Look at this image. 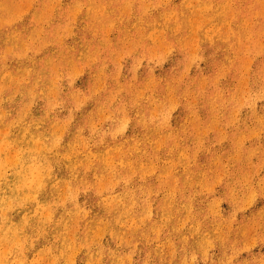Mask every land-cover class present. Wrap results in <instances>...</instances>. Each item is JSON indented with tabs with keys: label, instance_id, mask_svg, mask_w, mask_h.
<instances>
[{
	"label": "rangeland",
	"instance_id": "1",
	"mask_svg": "<svg viewBox=\"0 0 264 264\" xmlns=\"http://www.w3.org/2000/svg\"><path fill=\"white\" fill-rule=\"evenodd\" d=\"M39 1L0 0V264H264V0Z\"/></svg>",
	"mask_w": 264,
	"mask_h": 264
},
{
	"label": "bare ground",
	"instance_id": "2",
	"mask_svg": "<svg viewBox=\"0 0 264 264\" xmlns=\"http://www.w3.org/2000/svg\"><path fill=\"white\" fill-rule=\"evenodd\" d=\"M11 1H12V0H11ZM21 1H22V0H21ZM23 1H24V0H23ZM38 1H39V0H38ZM39 2H40V1H39ZM15 3H16V2H15ZM15 3H14V5H15ZM21 3H22V2H21ZM29 3H30V2H29ZM0 4H2V3H0ZM85 4H86V3H85ZM123 4H124V3H123ZM3 5H4V4H3ZM88 5H89V4H88ZM98 5H99V4H98ZM26 6H27V5H26ZM100 6H101V4H100ZM121 6H122V5H121ZM209 6H210V5H209ZM47 7H48V6H47ZM94 7H95V6H94ZM103 7H104V6H103ZM114 7H115V6H114ZM119 7H120V6H119ZM207 7H208V6H207ZM4 8H6V7H4ZM7 8L10 9L9 6H8ZM15 8H16V7H15ZM18 8L20 9V8H22V7H18ZM23 8H24V7H23ZM31 8H32V7H31ZM100 8H101V7H100ZM126 8H127V7H126ZM0 9H1V8H0ZM16 9H17V8H16ZM87 9H89V8H87ZM97 9H98V8H97ZM97 9H96V11H97ZM102 9H103V8H102ZM1 10H3V9H1ZM1 10H0V11H1ZM6 10H7V9H6ZM17 10H18V9H17ZM90 10H91V9H90ZM107 10H108V9H107ZM111 10H112V9H111ZM23 11H24V10H23ZM93 11H94V10H93ZM125 11H126V10H125ZM1 12H2V11H1ZM5 12H6V11H5ZM5 12H4V13H5ZM14 12H15V11H14ZM90 12H91V11H90ZM101 12H102V11H101ZM101 12H100V14H101ZM104 12H105V11H104ZM118 12H120V9H119ZM121 12H122V11H121ZM121 12H120V14H121ZM123 12H124V11H123ZM128 12H129V11H128ZM130 12H131V11H130ZM8 13H9V12H8ZM10 13H11V12H10ZM16 13H17V11H16ZM35 13H36V12H35ZM88 13H89V12H88ZM91 13H92V12H91ZM96 13H97V12H96ZM98 13H99V12H98ZM98 13H97V15H98ZM12 14H13V12H12ZM31 15H32V14H31ZM36 15H37V14H36ZM34 16H35V15H34ZM107 16H108V14H107ZM45 17H46V14H45ZM101 17H102V16H101ZM104 17H105V16H104ZM128 17H129V16H128ZM34 18H35V17H34ZM38 18H40V17H38ZM46 18H47V17H46ZM46 18H45L44 20H46ZM8 19H9V18H8ZM99 19H102V18H99ZM99 19H98V20H99ZM107 19H109V18H107ZM160 19H162V18H160ZM160 19H159V20H160ZM36 20H37V18H36ZM94 20H96V19H94ZM98 20H97V21H98ZM110 20H111V19H110ZM42 21H43V20H42ZM58 21H59V20H58ZM141 21H142V20H141ZM164 21H165V20H164ZM164 21H163V22H164ZM168 21H169V20H168ZM246 21H247V20H246ZM105 22H106V20H105ZM109 22H110V21H109ZM166 22H167V21H166ZM0 23H1V22H0ZM103 23H104V22H103ZM164 23H165V22H164ZM164 23H162V24H164ZM62 24H63V23H62ZM109 24H111V23H109ZM158 24H159V23H158ZM166 24H167V23H166ZM166 24H165V25H166ZM99 25H100V24H99ZM41 26H42V25H41ZM103 27H104V26H103ZM156 27H157V25H156ZM167 27H168V26H167ZM176 27L178 28V26H176ZM176 27H174V28H176ZM174 28H173V29H174ZM126 29H127V27H126ZM166 29H167V31H168V28H166ZM173 29H172V30H173ZM156 30H157V29H156ZM156 30H155V31H156ZM163 30H164V28H163ZM163 30H162V31H163ZM174 30H176V29H174ZM41 31H42V30H41ZM159 31L162 32L161 30H159ZM165 31H166V30H165ZM163 32H164V31H163ZM41 33H42V32H41ZM135 33H136V32H135ZM154 33H155V32H154ZM56 34H57V33H56ZM156 34H157V33H156ZM5 35H6V34H5ZM151 35H154V34L152 33ZM157 35H158V34H157ZM159 35H160V34H159ZM14 36H15V35H14ZM149 36H150V34H149ZM155 36H156V35H155ZM161 36H162V35H161ZM161 36H160V37H161ZM33 37H34V36H33ZM38 37H39V36H38ZM152 37H153V36H152ZM152 37H150V39H153V38H154V37H153V38H152ZM14 38H15V37H14ZM28 38H29V36H28ZM30 38H31V37H30ZM104 38H105V37H104ZM157 38H158V37H157ZM25 39H26V38H25ZM31 40H32V39H31ZM156 40H158V39H156ZM19 41H20V40H19ZM103 41H104V40H103ZM160 41H161V40H160ZM10 42H12V41H10ZM104 42H105V41H104ZM157 42H158V41H157ZM61 43H62V42H61ZM108 43H109V42H108ZM159 43H160V42H159ZM161 43H162V42H161ZM10 44H11V43H10ZM93 44H94V43H93ZM110 45H111V44H110ZM152 45H153V44H152ZM24 46H25V44H24ZM36 46H37V45H36ZM44 46H45V45H44ZM44 46H43V47H44ZM61 46H62V45H61ZM89 46H90V45H89ZM102 46H103V45H102ZM25 48H26V47H25ZM23 49H24V47H23ZM26 49H27V48H26ZM87 49H88V48H87ZM21 50H22V49H21ZM24 50H25V49H24ZM87 51H88V50H87ZM60 52H61V51H60ZM62 52H63V51H62ZM95 52H96V51H95ZM8 54H9V53H8ZM84 54H85V53H84ZM77 55H79V53H78ZM89 55H90V54H89ZM43 56H44V55H43ZM85 56H86V55H85ZM83 57H84V56H83ZM20 58H21V57H20ZM90 58H91V57H90ZM90 58H89V59H90ZM77 59H78V58H77ZM94 59H96V58H94ZM117 59H118V58H117ZM112 60H113V59H112ZM48 61H49V60H48ZM48 61H47V62H48ZM50 64H51V63H50ZM50 64H49V65H50ZM70 65H71V64H70ZM112 66H113V65H112ZM68 67H70V66H68ZM70 68H71V67H70ZM107 71H108V70H107ZM7 73H8V72H7ZM28 73H29V72H28ZM24 74H25V73H24ZM56 74H57V73H56ZM7 75H8V74H7ZM7 75H6V77L9 76V75H8V76H7ZM25 75H26V74H25ZM25 75H24V76H25ZM99 75H100V74H99ZM19 76H20V75H19ZM53 77H54V76H53ZM8 78H9V77H8ZM11 78H12V77H11ZM23 78H24V77H23ZM9 79H10V78H9ZM12 79H14V78H12ZM0 80H1V79H0ZM21 80H22V79H21ZM12 81H13V80H12ZM22 81H23V80H22ZM103 81H104V80H103ZM105 81H106V80H105ZM6 82H7V81H6ZM8 82H10V81H8ZM12 83H13V82H12ZM19 84H20V83H19ZM32 84H33V83H32ZM3 85H4V84H3ZM120 87H121V86H120ZM57 88H58V87H57ZM29 89H30V88H29ZM169 90H170V89H169ZM1 92H2V91H1ZM167 92H168V91H167ZM132 95H133V94H132ZM53 96H54V95H53ZM110 96H111V95H110ZM114 96H115V95H114ZM135 96H136V95H135ZM70 97H71V96H70ZM72 97H73V96H72ZM111 97H112V96H111ZM126 97H127V96H126ZM114 98H115V97H114ZM9 102H10V101H9ZM103 103H104V102H103ZM131 104H132V103H131ZM84 105H85V104H84ZM79 106H80V105H79ZM152 106H153V105H152ZM48 107H49V106H48ZM52 108H53V107H52ZM154 108H155V107H154ZM160 108H161V106H160ZM155 109H156V108H155ZM122 110H123V109H122ZM52 111H53V110H52ZM123 111H124V110H123ZM120 112H122V111H120ZM26 113H27V112H26ZM158 113H159V112H158ZM2 114H3V112H2ZM155 114H156V112H155ZM155 114H154V115H155ZM3 115H4V114H3ZM20 115H21V113H20ZM156 116H157V115H155V117H156ZM2 117H3V116H2ZM19 117H20V116H19ZM106 117H107V116H106ZM122 117H123V116H122ZM122 117H121V118H122ZM88 118H89V117H88ZM157 118H158V117H157ZM165 119H166V118H165ZM2 120H3V119H2ZM70 120H71V119H70ZM140 120H141V119H140ZM36 121H37V120H36ZM100 121H101V120H100ZM165 121H166V120H165ZM37 122H38V121H37ZM68 122H69V121H68ZM97 122H98V121H97ZM125 122H126V121H125ZM140 123H141V122H140ZM140 123H139V124H140ZM55 124H56V123H55ZM162 124H163V123H162ZM6 125H7V124H5V126H6ZM52 125H54V124H52ZM166 125H167V124H166ZM120 127H121V126H120ZM7 128H8V127H7ZM57 128H58V127H57ZM67 128H68V127H67ZM122 128H123V125H122ZM26 129H27V128H26ZM157 129H158V128H157ZM5 130H6V129H5ZM7 130H8V129H7ZM24 130H25V129H24ZM120 130H122V129L120 128ZM1 131H2V130H1ZM26 131H27V130H26ZM54 131H55V130H54ZM3 132H5V131H3ZM3 132H1V133H3ZM6 132H7V131H6ZM61 132H62V131H61ZM77 132H78V131H77ZM77 132H76V134H78ZM119 132H120V131H119ZM7 133H8V132H7ZM7 133H5V134H7ZM24 133H25V132H24ZM111 133H112V132H111ZM3 134H4V133H3ZM3 134H2V135H3ZM7 135H8V134H7ZM21 135H22V134H21ZM78 135H80V134H78ZM175 135H176V134H175ZM4 136H5V135H4ZM23 136H24V135H23ZM23 136H22V137H23ZM30 136H31V135H30ZM38 136H40V135H37V138H36L37 140H39V139H38ZM74 136H75V135H74ZM2 137H3V136H2ZM20 137H21V136H20ZM58 137H59V136H58ZM58 137L56 136V139H58ZM76 137H77V135H76ZM0 138H1V137H0ZM23 138H25V136H24ZM23 138H22V139H23ZM112 138H113V137H112ZM36 139H35L34 142L37 143V145H38L39 143L37 142ZM74 139H75V138H74ZM76 139H77V138H76ZM85 139H86V138H85ZM137 139H138V138H137ZM162 139H163V138H162ZM179 139H180V138H179ZM20 140H21V139H20ZM20 140H19V141H20ZM31 140H32V139H31ZM31 140H30V141H31ZM54 140H55V139H54ZM80 140H81V139H80ZM100 140H101V139H100ZM158 140H159V139H158ZM165 140H166V139H165ZM168 140H169V139H168ZM175 140H176V139H175ZM19 141H18V143H20ZM41 141H42V140H41ZM74 141L77 142V140H74ZM166 141H167V140H166ZM9 142H10V141H9ZM54 142H55V141H54ZM56 142H57V140H56ZM58 142H59V141H58ZM103 142H104V141H103ZM0 143H1V142H0ZM2 143H3V142H2ZM26 143H27V141H26ZM31 143H32V141H31ZM41 143H42V142H41ZM41 143H40V144H41ZM145 143H146V142H145ZM4 144H5V145H6V144L8 145V143H4ZM154 144H155V142H154ZM175 144H176V143H175ZM1 145H3V144H1ZM5 145H3V147H4ZM12 145H13V144H12ZM12 145H11V146H12ZM35 145H36V144H35ZM49 145H50V144H49ZM157 145H158V144H157ZM9 146H10V145H8V146H6V147H9ZM42 146H43V145H42ZM45 146H46V145H45ZM85 146H86V145H85ZM148 146H149V145H148ZM3 147L0 146L1 149H2ZM38 147H40L39 149H41V146H40V145H38ZM49 147H50V146H49ZM69 147H72V146L70 145ZM83 147H84V146H83ZM156 147H158V146H156ZM156 147H155V148H156ZM9 148L12 149V147H9ZM24 148H25V147H24ZM102 148H103V147H102ZM1 149H0V152H2V153H5V152L7 153V152H9V151L7 150V148H6V151H4L5 147H4V149H3L4 152H3ZM15 149H16V148H15ZM33 149H34V148H33ZM39 149H38V150H39ZM43 149H45V147H44ZM110 149H111V148H110ZM119 149H120V148H119ZM157 149H158V148H157ZM9 150H10V149H9ZM12 150H13V149H12ZM16 150H17V149H16ZM24 150H26V149H24ZM31 150H32V149H31ZM48 150H49V149H48ZM114 150H116V149L114 148ZM117 150H118V148H117ZM132 150H133V149H132ZM169 150H170V149H169ZM26 151H27V150H26ZM32 151H33V150H32ZM35 151H36V149H35ZM35 151H34V152H35ZM44 151H45V150H44ZM68 151H69V149H68ZM71 151H72V149H71ZM76 151H77V150H76ZM15 152H16V151H15ZM15 152H14V153L12 152V153L15 155V154H16ZM22 152H23V151H22ZM49 152H50V151H49ZM66 152H67V151H66ZM72 152H73V151H72ZM104 152H105V151H104ZM37 153H38V152L36 151V154H37ZM75 153H77V152H75ZM107 153H108V152H107ZM114 153H115V152H114ZM8 154H10V152H9ZM8 154H6V155H8ZM17 154H19L18 151H17ZM17 154H16V155H17ZM79 154H80V153H79ZM108 154H109V153H108ZM108 154H107V155L105 154V155L107 156V158H108ZM111 154H112V153H111ZM111 154H110V155H111ZM74 155H76V154H74ZM110 155H109V156H110ZM12 156H13V155H12ZM17 156H18V155H17ZM94 156H95V155H94ZM99 156H100V155H99ZM102 156H103V155H102ZM106 156H105V157H106ZM13 157H14V156H13ZM4 158H5V157H4ZM14 158H15V157H14ZM16 158H17V157H16ZM18 158H20V157H18ZM45 158H46V157H45ZM5 159H6V158H5ZM5 159H4V160H5ZM8 159L11 160V154H10V156H9ZM8 159L5 160V161L7 162ZM101 159H102V158H101ZM108 159H109V158H108ZM12 160L16 161L15 159H12ZM128 160H129V159H128ZM19 161H20V160H19ZM8 162H9V161H8ZM8 162H7V163H8ZM12 162H13V161L10 162V165H11ZM58 162H59V161H58ZM79 162H80V161H79ZM107 162H108V161H107ZM129 162H130V161H129ZM15 163H16V162H15ZM15 163L13 162V164H15ZM17 163H18V162H17ZM44 163H45V162H44ZM106 164H107V163H106ZM110 164H111V163H110ZM110 164H109V166H110ZM4 165H5V164H4ZM29 165H31V164H29ZM29 165H28V166H29ZM68 165H69V164H68ZM126 165H127V164H126ZM140 165H141V164H140ZM143 165H144V164H143ZM0 166H2V165H0ZM5 166H6V165H5ZM148 166H149V164H148ZM9 167H10V166H9V163H8V168H9ZM14 167H16V165H15ZM42 167H43V166H42ZM49 167H50V166H49ZM107 167H108V164H107ZM140 167H142V166H140ZM5 168H6V167H5ZM5 168L2 169V170H4V171L6 172V170H7L8 168H6V170H5ZM10 168H11V167H10ZM26 168H27V167H26ZM34 168H35V167H34ZM64 168L66 169L65 165H64ZM72 168H73V167H72ZM122 168H123V166H122ZM142 168H144V167H142ZM35 169L37 170V168H35ZM51 169H53V168H51ZM131 169H132V167H131ZM28 170H29V169H28ZM49 170H50V169H49ZM71 170L73 171V169H71ZM71 170H70V171H71ZM74 170H75V169H74ZM86 170H87V169H86ZM145 170H146V169H145ZM150 170H151V166H150L149 171H150ZM31 171H32V170H31ZM64 171H65V170H64ZM68 171H69V170H68ZM103 171H105L104 168H103ZM103 171H102V172H103ZM146 171H147V170H146ZM157 171H158V170H157ZM169 171H170V170H169ZM169 171H168V172H169ZM1 172H2V171L0 170V174H2V175H1V177H2V176H4L3 173L5 174V172H3V173H1ZM39 172H42V171H39ZM39 172H38V173H39ZM47 172H48V170H47ZM49 172H50V171H49ZM147 172H148V171H147ZM147 172H146V173H147ZM152 172H153V171H152ZM160 172H161V171H160ZM18 173H19V172H18ZM26 173H28V171H27ZM32 173H33V172H32ZM85 173H86V172H85ZM85 173H84V174H85ZM15 174H16V173H15ZM34 174H35V172H34ZM34 174H33V175H34ZM36 174H37V173H36ZM125 174H126V172H125ZM131 174H132V173H131ZM140 174H143V172H141ZM152 174H153V173H152ZM165 174H166V173H165ZM25 175H26V174H25ZM33 175H32V176H33ZM41 175H42V174H41ZM46 175H47V173H46ZM133 175H134V174H133ZM146 175H147V174H146ZM167 175H168V174H167ZM22 176H23V175H21V177H22ZM34 176H36V175H34ZM37 176H38V174H37ZM37 176H36V178H37ZM39 176H40V175H39ZM48 176H49V174H48ZM110 176H111V175H110ZM119 176H120V175H119ZM161 176H162V175H161ZM24 177H25V176H24ZM166 177H167V176H166ZM32 178H33V177H32ZM41 178H42V176H41ZM43 178H44V177H43ZM75 178H76V177H75ZM142 178H143V177H142ZM17 179H18V178H17ZM24 179H25V178H24ZM24 179L21 178L20 180H24ZM26 179H27V177H26ZM107 179H108V178H107ZM119 179H120V178H119ZM127 179H128V178H127ZM0 180H1V179H0ZM27 180H28V179H27ZM39 180H40V178H39ZM41 180H42V179H41ZM105 180H106V179H105ZM109 180H110V178H109ZM128 180H129V179H128ZM159 180H161V179H159ZM164 180H165V179H164ZM33 181H34V180H32V183H33ZM36 181H38V178H37ZM57 181H58V180H57ZM84 181H85V180H84ZM165 181H167V180H165ZM181 181H182V180H181ZM21 182H22V181H21ZM21 182H20L19 184H21ZM60 182H63V181H60ZM85 182H86V181H85ZM98 182H99V181H98ZM163 182H164V181H163ZM27 183H28V186L31 185V184L29 185V182H27ZM38 183H40V182H38ZM52 183H54V181H53ZM65 183H66V182H65ZM100 183H101V182H100ZM127 183H128V182H127ZM143 183H144V182H143ZM164 183H165V182H164ZM19 184H18V185H19ZM22 184H23V182H22ZM79 184H80V183H79ZM79 184H78V186H79ZM81 184H82V183H81ZM129 184H130V183H129ZM4 185H5V184H4ZM18 185H17V186H18ZM25 185L27 186V184H25ZM39 185H40V184L36 185V187H37V186H38V187L41 186V185H40V186H39ZM44 185H45V184H43V186H44ZM57 185H58V184H57ZM67 185H68V184H67ZM82 185H83V184H82ZM110 185H111V184H110ZM124 185H126V184H124ZM150 185H151V184H150ZM43 186H42V188H44ZM48 186H49V185H48ZM51 186H52V185H51ZM51 186H50V187H51ZM55 186H56V185H55ZM75 186H77V185H75ZM85 186H86V185H85ZM87 186H88V185H87ZM93 186H94V185H93ZM105 186H107V185L105 184ZM111 186H112V185H111ZM126 186H127V185H126ZM128 186H129V185H128ZM140 186H141V185H140ZM0 187H1V186H0ZM15 187H16V186H15ZM65 187H66V185H65ZM16 188H17V187H16ZM27 188L29 189V187H27ZM54 188H55V187H53V189H54ZM75 188H76V187H75ZM79 188H80V187H79ZM91 188H92V187H91ZM111 188H112V187H111ZM122 188H123V185H122ZM18 189H19V188H18ZM25 189H26V187H25ZM34 189H36V188H34ZM48 189H49V188H48ZM70 189H72V188H70ZM82 189H83V187H82ZM97 189H98V187L96 188V190H97ZM127 189H128V187H127ZM39 190H40V188H39ZM55 190H56V189H55ZM67 190H68V189H67ZM148 190H149V189H148ZM148 190H147V191H148ZM15 191H16V190H15ZM20 191H22V189H20ZM25 191H26V190H25ZM30 191H31V190H30ZM36 191H37V189H36ZM52 191H53V190H52ZM82 191H83V190H82ZM85 191H86V189H85ZM87 191H89V189H88ZM87 191H86V193H87ZM99 191H101V189H100ZM126 191H127V190H126ZM126 191H125V192H126ZM171 191H172V190H171ZM2 192H3V190H2ZM16 192H17V191H16ZM71 192H72V191H71ZM128 192H129V191H128ZM27 193H28V192H27ZM35 193H36V192H34V194H35ZM68 193H69V190H68ZM74 193H75V192H74ZM98 193H99V192H98ZM116 193H117V192H116ZM22 194H23V193H22ZM57 194H58V193H57ZM69 194H70V193H69ZM99 194H100V193H99ZM125 194H126V193H125ZM23 195H24V194H23ZM28 195H29V194H28ZM35 195H37V194H35ZM35 195H34V196H35ZM64 195H65V194H64ZM130 195H131V194H130ZM142 195H143V194H142ZM32 196H33V195H32ZM65 196H67V195H65ZM68 196H69V195H68ZM74 196H75V194H74ZM74 196H73V197H74ZM76 196H77V195H76ZM79 196H80V194H79ZM114 196H115V195H114ZM140 196H141V195H140ZM2 197H3V195H2ZM4 197H5V196H4ZM9 197H10V196H9ZM11 197H12V196H11ZM15 197L17 198V195H16ZM26 197L28 198L27 195L24 196V198H26ZM30 197H31V195H30ZM73 197H72V198H73ZM101 197H102V196H101ZM118 197H120V195H119ZM144 197H145V196H144ZM148 197H149V196H147V198H148ZM67 198H68V197H67ZM67 198H66V199H67ZM106 198H107V197H106ZM108 198H109V197H108ZM111 198H113V197H111ZM111 198H110V200H111ZM132 198H133V197H132ZM137 198H139V197H137ZM137 198H136V199H137ZM140 198H141V197H140ZM3 199H4V198H3ZM3 199L0 198V201H2ZM8 199H9V198H8ZM8 199H7V200H8ZM30 199H31V198H30ZM30 199H29V200H30ZM32 199H33V198H32ZM32 199H31V200H32ZM61 199H62V196H61ZM68 199H69V198H68ZM74 199H75V197H74ZM77 199H78V198H77ZM98 199H99V198H98ZM118 199H119V198H118ZM121 199H122V198H121ZM10 200H11V199L8 200V203L11 202ZM24 200H25V199H24ZM53 200H54V199H53ZM71 200H72V199H71ZM102 200H104V199H102ZM102 200H101V201H102ZM105 200H106V199H105ZM130 200H131V199H130ZM168 200H169V199H168ZM21 201H22V197H21ZM34 201H35V200H34ZM66 201H67V200H66ZM69 201H70V200H69ZM4 202H5V200H4ZM6 202H7V201H6ZM28 202H29V201H28ZM41 202H42V201H41ZM70 202H71V201H70ZM78 202H79V201H78ZM96 202H98V201H96ZM105 202H106V201H105ZM111 202H112V201H111ZM111 202H110V203H111ZM128 202H129V201H128ZM128 202H127V203H128ZM8 203H6L5 206H7ZM33 203H34V202H33ZM54 203H55V202H54ZM65 203H66V202H65ZM107 203H108V202H107ZM112 203H113V202H112ZM166 203H167V202H166ZM2 204H3V203H2ZM16 204H17V203H16ZM24 204H25V202H24ZM45 204H46V202H45L43 205H45ZM48 204H49V203H48ZM52 204H53V203H52ZM75 204H76V203H75ZM95 204H96V203H95ZM97 204H98V203H97ZM100 204H101V202H100ZM102 204H103V206H104L105 203L102 202ZM121 204H122V203H121ZM145 204H146V203H145ZM147 204H148V203H147ZM18 205H20V204L18 203ZM22 205H23V204H22ZM55 205H56V204H55ZM62 205H63V204H62ZM70 205H71V204H70ZM107 205H108V204H107ZM110 205H111V204H110ZM131 205H132V204H131ZM3 206H4V204H3ZM5 206H4V208H5ZM9 206H11V203H10ZM35 206H36V205H35ZM37 206H38V204H37ZM39 206H40V205H39ZM49 206H51V204H50ZM53 206H54V205H53ZM57 206H58V205H57ZM73 206H74V205H73ZM105 206H106V205H105ZM125 206H126V205H125ZM125 206H124V207H125ZM145 206H146V205H145ZM13 207H15V206H13ZM40 207H41V206H40ZM40 207H38V208H40ZM42 207H44V206H42ZM76 207H78V206H76ZM96 207H97V206H96ZM101 207H102V206H101ZM124 207L122 206V208H124ZM127 207H128V206H127ZM0 208H3V207L0 206ZM34 208H35V207H34ZM36 208H37V207H36ZM74 208H75V207H74ZM99 208H100V206H99ZM144 208H145V207H144ZM10 209H11V207H10ZM41 209H43V208H40V211H41ZM45 209H46V213L43 212V214H45V216H46V214L49 215V214H48V213H49V210H47L46 207H45ZM61 209H62V208H61ZM76 209H77V208H76ZM107 209H109V208H107ZM125 209H126V208H124L123 210H125ZM127 209H128V208H127ZM149 209H150V208H149ZM0 210H1V209H0ZM7 210H8V207L6 208V210L3 211L2 214H4L5 211L7 212ZM36 210H37V209H36ZM69 210H70V209H69ZM69 210H68V211H69ZM74 210H75V209H74ZM103 210H104V209H103ZM144 210H145V209H144ZM144 210H143V211H144ZM38 211H39V210H38ZM42 211H43V210H42ZM42 211H41L40 213H42ZM44 211H45V210H44ZM47 211H48V212H47ZM51 211H52V210H51ZM51 211H50V213H51ZM80 211H81V210H80ZM82 211H83V210H82ZM84 211H85V210H84ZM100 211H101V210H100ZM110 211H111V210H110ZM125 211H126V210H125ZM165 211H166V210H165ZM10 212H11V210H10ZM36 212H37V211H36ZM69 212H70V211H69ZM74 212H75V211H74ZM76 212H77V211H76ZM86 212H87V211H86ZM121 212H122V211H121ZM145 212H146V211H145ZM147 212H150V211L147 210ZM7 213H8V212H7ZM64 213H65V212H64ZM70 213H71V212H70ZM72 213H73V212H72ZM83 213H84V212H83ZM107 213H108V212H107ZM109 213H110V212H109ZM11 214H12V213H11ZM23 214H24V213H23ZM23 214H22V216H23ZM25 214H26V213H25ZM37 214H38V213H37ZM68 214H69V213H68ZM68 214H67V215H68ZM74 214H76V213H74ZM77 214H78V212H77ZM79 214H80V213H79ZM13 215H14V214H13ZM38 215H39V214H38ZM38 215H37V216H38ZM40 215H41V214H40ZM40 215H39V216H40ZM72 215H73V214H72ZM119 215H122V214H118V216H119ZM123 215H125V214H123ZM135 215H136V214H135ZM144 215H145V214H144ZM147 215H148V214H147ZM4 216H5V215H4ZM43 216H44V215H43ZM43 216H40V217H42V219H43V218H44ZM60 216H61V214H60ZM62 216H63V215H62ZM76 216H77V215H76ZM82 216H83V215H82ZM84 216H85V213H84ZM84 216H83V218H84ZM100 216H101V215H100ZM106 216H107V215H106ZM115 216H116V215H115ZM125 216H126V215H125ZM132 216H133V215H132ZM145 216H146V215H145ZM148 216H149V215H148ZM50 217H51V216H50ZM50 217H49V218H50ZM56 217H58V216H56ZM123 217H124V216H123ZM2 218H4V217H2ZM21 218H22V217H21ZM23 218H25V216H23ZM61 218H63V217H61ZM75 218H76V217H75ZM79 218L81 219V217H79ZM89 218H90V217H89ZM91 218H92V217H91ZM120 218H121V217H120ZM141 218H143V216H142ZM27 219H29V218L27 217ZM40 219H41V218H40ZM45 219H46V218H45ZM69 219H71V218H68V220H69ZM94 219H95V217H94ZM49 220H50V219H49ZM51 220H52V219H51ZM51 220H50V221H51ZM56 220H57V219H56ZM86 220H87V219H86ZM147 220H148V219H147ZM26 221H27V220H26ZM46 221H48V218L46 219ZM46 221H45V222H46ZM84 221H85V220H84ZM95 221H96V220H95ZM98 221H99V220H98ZM101 221H102V220H101ZM115 221H117V218H115ZM133 221H134V220H133V218H132V222H133ZM4 222H5V221H4ZM23 222L26 223L24 219H23ZM37 222H38V221H37ZM62 222H63V221H62ZM89 222H90V221H89ZM91 222H92V221H91ZM102 222H103V221H102ZM119 222H120V221H119ZM49 223H50V222H49ZM57 223H59V222H57ZM73 223H74V222H73ZM85 223H86V222H85ZM100 223H101V222H100ZM140 223H141V222H140ZM0 224H1V223H0ZM11 224H13V223H11ZM18 224H19V223H18ZM28 224H29V223H28ZM43 224H44V223H43ZM59 224H60V223H59ZM61 224H62V223H61ZM74 224H75V223H74ZM83 224H84V222H83ZM86 224H87V223H86ZM96 224H97V221H96ZM98 224H99V223H98ZM104 224H108V222H106V223H104ZM104 224H103V228H104V226H106V225H104ZM20 225H21V223H20ZM22 225H24V224H22ZM55 225H56V223H55ZM72 225H73V224H72ZM84 225H85V224H84ZM88 225H89V224H88ZM94 225H95V224H94ZM15 226H16V225H15ZM24 226H25V225H24ZM41 226H42V225H41ZM58 226H59V228H60V225H58ZM63 226H64V224H63ZM70 226H71V225H70ZM75 226H76V225H75ZM86 226H87V225H86ZM86 226H84V228H85ZM91 226H93V225L91 224ZM5 227H7V225H6ZM38 227H39V226H38ZM61 227H62V225H61ZM65 227L67 228V226H65ZM98 227H99V226H98ZM98 227L96 226V229H97ZM111 227H112V225H111ZM113 227H115V226H113ZM121 227H122V226H121ZM1 228H2V227H1ZM8 228H9V226H8ZM10 228H11V227H10ZM21 228H23V227H21ZM43 228H44V227H43ZM43 228H42V229H43ZM52 228H54V226H53ZM55 228H56V226H55ZM55 228H54V229H55ZM59 228H57V231H58ZM72 228H73V226H72ZM101 228H102V227H101ZM106 228H107V227H106ZM4 229H5V228H4ZM11 229H12V231H11L12 234L17 233V232H14V231H16V230H15L16 228L14 229V227H12ZM13 229H14V230H13ZM60 229H61V228H60ZM60 229H59V230H60ZM85 229L87 230V228H85ZM99 229H100V228H98V230H99ZM126 229H127V228H126ZM9 230H10V229H9ZM9 230H8V231H9ZM47 230H48V228H47ZM51 230H52V229H51ZM55 230H56V229H55ZM64 230H65V229H64ZM64 230H61V233H62ZM98 230H96V231H98ZM101 230H102V229H101ZM104 230H106V229H103V231H104ZM109 230H110V229H109ZM17 231H18V229H17ZM37 231H39V230H37ZM72 231H73V230H72ZM92 231H93V230H92ZM92 231H91V232H92ZM6 232H7V231H6ZM46 232H47V231H46ZM58 232H60V231H58ZM86 232H88V231H86ZM7 233H8V232H7ZM7 233H6V234H7ZM53 233H54V232H53ZM72 233H73V232H72ZM88 233H89V232H88ZM94 233H96V232H94ZM97 233L100 234V232H97ZM141 233H142V232H141ZM4 234H5V233H4ZM10 234H11V233H10ZM41 234H42V231H41ZM43 234H44V233H43ZM43 234H42V235H43ZM63 234H65V231H64ZM63 234H62V235H63ZM98 234H97V235H98ZM25 235H26V234H25ZM30 235H31V234H30ZM38 235H39V233H38ZM59 235H60V234H59ZM62 235H61V236H62ZM65 235H66V234H65ZM119 235H120V234H119ZM0 236H1V235H0ZM10 236H11V235H10ZM14 236H15V234H14ZM35 236L37 237V235H35ZM50 236H51V235H50ZM52 236H53V235H52ZM63 236H64V235H63ZM38 237H39V236H38ZM38 237H37V238H38ZM57 237H58V236H57ZM57 237H56V238H57ZM67 237H68V236H67ZM4 238H6V235H5ZM39 238H40V237H39ZM50 238H51V237H50ZM68 238H69V237H68ZM70 238H71V237H70ZM120 238H121V237H120ZM0 239H1V238H0ZM6 239H7V238H6ZM11 239H12V237H11ZM24 239H25V236H24ZM26 239H27V238H26ZM42 239H43V238H42ZM58 239H59V237H58L57 240H56L57 243H58ZM62 239H63V238H62ZM64 239H65V238H64ZM71 239H72V238H71ZM71 239H70V240H71ZM90 239H91V238H90ZM100 239H101V238H100ZM118 239H119V238H118ZM4 240H5V239H4ZM7 240H8V239H7ZM12 240H13V239H12ZM16 240H18V242H17ZM16 240H15L14 242H17L16 244H19V243H20V242H19V239H16ZM30 240H32V239H30ZM66 240H67V239H66ZM47 241H48V239H47ZM30 242H31V241H30ZM63 242H64V240H63ZM65 242H66V241H65ZM5 243H6V242H5ZM5 243H4V244H5ZM48 243H49V242H48ZM54 243H55V240H54ZM66 243H67V242H66ZM71 243H73L72 240H71ZM13 244H14V243H13ZM23 245H24V246H23ZM23 245L21 244V246L25 247V244H23ZM30 245H32V243H31ZM45 245H46V244H45ZM63 245H64V243H63ZM5 246H6V245H5ZM18 246H19V249H20L21 246H20V245H18ZM55 246H56V245H55ZM67 246H68V245H67ZM67 246H66V247H67ZM16 247H17V246H16ZM32 247H33V246H32ZM63 247H64V246H62V249H63ZM68 247H69V246H68ZM46 248H47V247H46ZM46 248H45V249H46ZM60 248H61V247H60ZM1 249H2V248H1ZM5 249H6V248H5ZM7 249H8V247H7ZM23 249H24V248H23ZM31 249H32V248H31ZM43 249H44V248H43ZM45 249H44V251H45ZM55 249H56V248H55ZM101 249H102V248H101ZM9 250H10V248H9ZM46 250H47L48 252L50 251L49 249H46ZM57 250H58V249H57ZM63 250L66 251L65 248H64ZM87 250H88V249H87ZM2 251H3V250H2ZM2 251H1V252H2ZM10 251L12 252V250H10ZM39 251H40V249H39ZM44 251H42V252H44ZM47 251H45L44 253H47ZM71 251H72V250H71ZM4 252H5V250H4ZM21 252H22V251L20 250V253H21ZM23 252H24V251H23ZM60 252H61V251H60ZM60 252H59V253H60ZM99 252H100V250H99ZM122 252H123V251H122ZM63 253H64V252H62V254H63ZM72 253H73V252H72ZM75 253H76V252H75ZM75 253H74V254H75ZM6 254H7V252H6ZM6 254L4 253L3 256L6 255ZM9 254H10V252H9ZM17 254H18V253H17ZM53 254H54V253H53ZM90 254H91V253H90ZM21 255L23 256V254H21ZM36 255H37V253H36ZM54 255H55V254H54ZM65 255H66V254H65ZM72 255H73V254H72ZM87 255H88V253H87ZM97 255H98V257L101 256V254L99 255L98 252H97ZM3 256H1V259H2V258H3V259L5 258V257H3ZM13 256H14V255H13ZM34 256H35V255H34ZM50 256H51V255H50ZM59 256H60V255H59ZM63 256H64V254H63ZM68 256H71V255H67V256H64V257H68ZM92 256H93V255H92ZM113 256H114V255H113ZM52 257H54V256H52ZM64 257H63V259H64ZM88 257H89V255H88ZM94 257H96V254H95V256H93L92 258H94ZM98 257H97V259H98ZM124 257H125V256H124ZM126 257H127V256H126ZM7 258H8V257H7ZM35 258H36V257H35ZM42 258H43V257H42ZM56 258H57V257H56ZM56 258H54V259H56ZM89 258H90V257H89ZM121 258H122V257H121ZM20 259H22V258H20ZM37 259H38V258H37ZM40 259H41V258H40ZM63 259H62V260H63ZM70 259H71V258H69L68 260L70 261ZM87 259H88V258H87ZM118 259H119V258H118ZM123 259H124V258H123ZM127 259H128V257H127ZM130 259H131V258H130ZM5 260H6V259H5ZM14 260H15V259H14ZM22 260H23V259H22ZM64 260H65V259H64ZM68 260H67V258H66V261H68ZM88 260H89V259H88ZM119 260H120V259H119ZM16 261H17V260H16ZM18 261H20V262H18L19 264L22 262L21 260H18ZM34 261H35V259H34ZM46 261H47V260H46ZM49 261H50V258H49ZM52 261H53V260H52ZM56 261L58 262V260H56ZM69 261H68V262H69ZM73 261H74V260H73ZM73 261H72V262H73ZM96 261H97V260H96ZM107 261H108V260H107ZM110 261H111V260H110ZM123 261H124V260H122V261H120V262L123 263ZM182 261H185V259L182 258V259H181L179 262H177V263H178V264H181ZM1 262H2V261H1ZM14 262H15V261H14ZM14 262H13V263H14ZM24 262H25V261H24ZM90 262H91V260H90ZM93 262H95V261H93ZM111 262H113V260H112ZM117 262H118V261H117ZM18 263H16V264H18ZM26 263H27V262H26ZM36 263H38V262H36ZM50 263H51V262H50ZM50 263H49V264H50ZM59 263H60V262H59ZM66 263H67V262H66ZM69 263H70V262H69ZM73 263H74V262H73ZM91 263H92V262H91ZM9 264H11V262H9ZM47 264H48V263H47ZM60 264H61V263H60ZM67 264H68V263H67ZM128 264H129V263H128Z\"/></svg>",
	"mask_w": 264,
	"mask_h": 264
}]
</instances>
